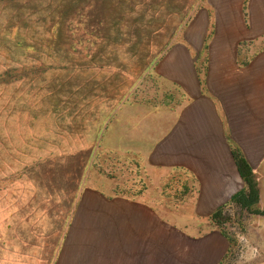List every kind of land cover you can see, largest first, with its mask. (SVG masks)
Here are the masks:
<instances>
[{"label": "crops", "instance_id": "0c3cea01", "mask_svg": "<svg viewBox=\"0 0 264 264\" xmlns=\"http://www.w3.org/2000/svg\"><path fill=\"white\" fill-rule=\"evenodd\" d=\"M154 73L170 85L174 101L126 104L122 128L108 132L115 141L111 136L122 131L114 149L136 155L145 186L121 193L85 187L74 194L49 251L0 264H220L225 258L228 240L210 216L244 188L233 153L257 183L264 171V0H204Z\"/></svg>", "mask_w": 264, "mask_h": 264}, {"label": "rangeland", "instance_id": "374dc122", "mask_svg": "<svg viewBox=\"0 0 264 264\" xmlns=\"http://www.w3.org/2000/svg\"><path fill=\"white\" fill-rule=\"evenodd\" d=\"M136 1V10L149 3ZM203 1L160 0L150 8L151 36L142 40L138 62L121 41L103 51L101 36L93 46L80 38L66 54L53 48L52 18L65 0H0V259L41 258L85 187L121 193L145 186L136 155L114 149L122 131L115 141L108 132L122 128L126 104L174 101L153 62ZM259 179L255 208L264 210V171ZM221 220L228 249L220 264H264V217L229 205Z\"/></svg>", "mask_w": 264, "mask_h": 264}, {"label": "trees", "instance_id": "16d2710c", "mask_svg": "<svg viewBox=\"0 0 264 264\" xmlns=\"http://www.w3.org/2000/svg\"><path fill=\"white\" fill-rule=\"evenodd\" d=\"M61 1L63 2L64 0ZM65 1L66 4H64L62 9L56 6L54 10L57 16L52 19L53 21L56 19L57 23L52 27L51 37L49 38L52 40L53 48H58L57 50L66 54L81 43L80 38L87 37V44L93 46L94 41H97L98 37L101 36L103 51L108 45L121 41L127 46L126 49L133 56H138V62L144 60L139 55L141 43L143 39L151 36L150 20L146 18L145 13L150 11V8L157 9L158 4L160 5L158 3L160 0H148L149 3H146L144 8L145 12L141 9L136 10L138 4L136 0ZM88 53L90 54V51ZM88 53L85 57L88 58L87 63L90 64L92 60H95V55H89ZM150 57L151 55L146 56L147 60ZM159 58H156L153 62L154 65L157 64ZM146 62L143 65H146ZM233 156L240 177L243 180L244 188L233 194L224 207H220L210 216L212 225L218 229L223 223L221 220L222 212L229 205L264 217V210L255 208L259 201V190L252 168L240 154L234 152ZM222 233L226 236L224 232Z\"/></svg>", "mask_w": 264, "mask_h": 264}]
</instances>
